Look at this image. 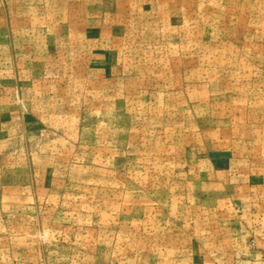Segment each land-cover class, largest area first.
Segmentation results:
<instances>
[{
    "label": "rangeland",
    "instance_id": "obj_1",
    "mask_svg": "<svg viewBox=\"0 0 264 264\" xmlns=\"http://www.w3.org/2000/svg\"><path fill=\"white\" fill-rule=\"evenodd\" d=\"M232 184H264V0H0V264H173Z\"/></svg>",
    "mask_w": 264,
    "mask_h": 264
},
{
    "label": "crops",
    "instance_id": "obj_2",
    "mask_svg": "<svg viewBox=\"0 0 264 264\" xmlns=\"http://www.w3.org/2000/svg\"><path fill=\"white\" fill-rule=\"evenodd\" d=\"M232 186L243 192L225 200L242 211L212 212L208 229L174 249L173 264H264V184Z\"/></svg>",
    "mask_w": 264,
    "mask_h": 264
}]
</instances>
